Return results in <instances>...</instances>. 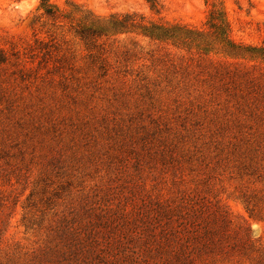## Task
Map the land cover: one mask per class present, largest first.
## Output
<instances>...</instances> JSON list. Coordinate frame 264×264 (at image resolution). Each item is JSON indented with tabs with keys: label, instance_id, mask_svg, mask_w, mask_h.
Here are the masks:
<instances>
[{
	"label": "rangeland",
	"instance_id": "rangeland-1",
	"mask_svg": "<svg viewBox=\"0 0 264 264\" xmlns=\"http://www.w3.org/2000/svg\"><path fill=\"white\" fill-rule=\"evenodd\" d=\"M155 1L158 15L145 0H45L51 18L40 0H0L2 258L47 246L74 214L100 224L157 198L216 231L222 252L195 264H264V60L137 34L84 42L65 18L208 31L205 0ZM221 3L232 42L263 47L264 0Z\"/></svg>",
	"mask_w": 264,
	"mask_h": 264
},
{
	"label": "trees",
	"instance_id": "trees-1",
	"mask_svg": "<svg viewBox=\"0 0 264 264\" xmlns=\"http://www.w3.org/2000/svg\"><path fill=\"white\" fill-rule=\"evenodd\" d=\"M205 1L211 8L206 33L144 21L135 15L99 18L71 10L65 18L74 22L75 33L84 42L109 35L137 34L200 53L216 51L230 59L264 60V46L243 47L232 42L221 0ZM145 3L151 13L159 14L155 0ZM40 8L51 18L58 12L46 7L45 0H40ZM99 212L100 224L94 219L84 223V214H74L70 220L59 221L47 246L33 250L21 261L6 260L0 255V264H195L202 256L214 254L215 249L222 252L221 241L214 239L215 230L200 227L194 220L190 222L198 211L192 215L191 211H175L154 198L142 202L135 215L122 214L117 220L106 211ZM179 219L183 223H178Z\"/></svg>",
	"mask_w": 264,
	"mask_h": 264
}]
</instances>
